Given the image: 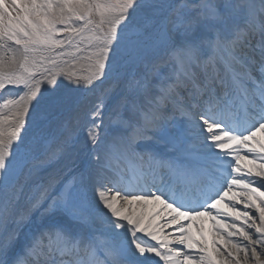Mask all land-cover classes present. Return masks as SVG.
<instances>
[{
	"label": "snow or ice",
	"instance_id": "obj_1",
	"mask_svg": "<svg viewBox=\"0 0 264 264\" xmlns=\"http://www.w3.org/2000/svg\"><path fill=\"white\" fill-rule=\"evenodd\" d=\"M0 101V264H264V0H0Z\"/></svg>",
	"mask_w": 264,
	"mask_h": 264
},
{
	"label": "rangeland",
	"instance_id": "obj_2",
	"mask_svg": "<svg viewBox=\"0 0 264 264\" xmlns=\"http://www.w3.org/2000/svg\"><path fill=\"white\" fill-rule=\"evenodd\" d=\"M88 70H89V69H88V64H87V62H81L80 64H77V65H76V71L78 72V74H87ZM41 88H43V86H41ZM0 102H2V101H0ZM59 177H60V176H57V178H59ZM43 179L46 180V177H43ZM256 222L259 223L258 220H257ZM193 231H195V229H193ZM250 231H252L253 236H254V235L256 236L254 230H250ZM209 236H211L210 238H211V240H212V239H213V233H211V235H209ZM215 239L218 240V241L220 242L221 245H224V240H225L224 237H222V236H220V235H217V236H215ZM235 239H238V240H239L238 237L235 238ZM261 259L264 260V256H261ZM248 263H249V264H255V261H251V262H248Z\"/></svg>",
	"mask_w": 264,
	"mask_h": 264
},
{
	"label": "bare ground",
	"instance_id": "obj_3",
	"mask_svg": "<svg viewBox=\"0 0 264 264\" xmlns=\"http://www.w3.org/2000/svg\"><path fill=\"white\" fill-rule=\"evenodd\" d=\"M43 86V85H42ZM43 88H41V90H42ZM79 147H82V145L81 146H78V148ZM79 161L77 160V163H78ZM58 167H59V165L57 166V167H55V168H53V169H49L48 170V172L49 171H54V176L55 175H60V178H61V175L62 174H59L60 173V171H56L57 169H58ZM61 168H63V165H61V167H60V169ZM47 172V173H48ZM45 173H43L42 174V177H45ZM149 207H157V206H149ZM212 228V227H211ZM211 228L209 229V231H211ZM209 235H211V233L210 232H207V235H206V237H207V239H208V241H209V246L211 245V236H209ZM223 237V236H222ZM254 238H255V235L253 236ZM225 238V237H224ZM238 240V239H237ZM257 251H260V248L259 247H257ZM262 256H264V254H262ZM241 259H242V257H241ZM251 261H254V258H252L251 256H249V258H248V262H251ZM249 264V263H248Z\"/></svg>",
	"mask_w": 264,
	"mask_h": 264
}]
</instances>
